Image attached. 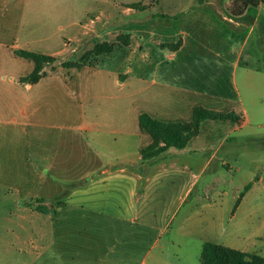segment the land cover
<instances>
[{
	"label": "rangeland",
	"instance_id": "1",
	"mask_svg": "<svg viewBox=\"0 0 264 264\" xmlns=\"http://www.w3.org/2000/svg\"><path fill=\"white\" fill-rule=\"evenodd\" d=\"M121 1L150 3L149 0H0V264H49L47 240L35 237L40 224L33 217L24 215L37 209L42 199L50 202L60 195L65 189L61 191L63 185L78 183L86 153L81 145L82 133H65L67 141L64 144L60 132L53 131L51 126L60 125L67 118L68 123L76 127L89 108L90 116H112L108 96L119 104L120 116L133 118L132 105L136 104L132 96L135 90H139L135 99L138 105L142 104L145 93L140 90L148 84L147 79L152 76L157 64L160 71H166L162 77L164 82L196 89L201 96V100H197L201 108L214 112L234 111L242 108V101L251 117L249 125L231 134L228 143L234 146L230 152L226 145L220 151L218 160H210L211 151H202L194 157V160H198L194 172L197 184L190 202H185L179 217L185 211H194L193 203L199 194L206 199L204 204L213 203V193L216 192L208 188L213 182H221L218 191L227 192L231 198L236 195L237 189L249 183L252 175L256 179L264 175L260 169L264 165V145L261 143L264 126H258L260 113L264 110V5L251 15L256 25L250 32L251 22L247 19H242L244 26L238 28L223 19L232 17L235 12L232 7L238 0H221L223 4L232 1L231 6L225 10L219 2L217 12L209 3L211 0H155L151 3L159 11L174 13L193 6L198 7L197 13L201 11L207 16L204 19L210 17L209 21L200 24V38L197 41L189 40L177 61L168 59L170 51L160 50L156 43H177L182 38L181 31L189 28L182 19H156L144 28L146 33L142 34L144 47L148 49L151 59L133 62L129 53L125 56L117 51L113 58L101 62L102 76L106 80L108 73L104 70H116L123 75V85L116 89L106 85L104 91L97 92L101 75L94 72L78 77L76 73L59 70L48 78L43 76L44 81L41 80L40 86L30 84L31 89L20 82L22 77L33 72L35 63L17 57L14 53L16 50L47 55L59 43L62 45L70 41L71 47L65 50L66 54L63 53L61 59L97 65L100 61L90 51L84 53L87 49L82 47L85 27L101 12L103 14L97 19V26L112 24L117 17V3ZM120 17L123 21L132 18L125 12ZM130 26V22L123 23L121 31L126 34ZM98 41L96 38L93 40L94 43ZM74 48L76 51L70 53ZM53 66H57L56 61L44 69ZM131 67L134 72L129 73ZM44 69L45 75L47 72ZM178 71L183 75H176ZM248 72L254 73L250 75ZM63 81L68 82L67 86L63 85ZM82 82L93 85L88 99L80 96ZM140 109L145 112L144 108ZM23 110L27 113L25 116L22 115ZM141 110L138 109L137 115ZM235 114L240 118L238 110ZM186 119L190 120L191 117ZM232 124L228 121L204 122L200 136L190 146L204 149L216 145ZM41 135L45 139L39 141V146L45 150L50 148L53 140L54 143L58 142L57 145L55 143L59 155L58 167L66 159L71 172L65 174L57 169V172L41 174L40 159L36 157L34 148L36 138ZM183 162L188 161L183 158ZM189 162L194 163L192 158ZM223 162L229 168L223 166ZM256 167L259 169L253 172ZM236 168L240 172H236ZM40 175H44V179H40ZM189 178L188 174L184 175V180L188 181ZM176 222L174 220L172 223L174 229ZM247 249H250L248 253L264 257V249ZM182 252L185 254V264H201L200 247L195 241H190ZM175 255L174 250L170 252L169 261L172 264L177 263Z\"/></svg>",
	"mask_w": 264,
	"mask_h": 264
},
{
	"label": "crops",
	"instance_id": "2",
	"mask_svg": "<svg viewBox=\"0 0 264 264\" xmlns=\"http://www.w3.org/2000/svg\"><path fill=\"white\" fill-rule=\"evenodd\" d=\"M149 1L150 3L118 2L117 13H115L117 17L112 24L97 26V19L99 20L103 14L101 12L97 19L91 20L90 24L86 25L82 39V47L87 49L84 53L92 51L95 45L101 43L115 46L112 53L96 57L100 61L97 65L87 64L69 68L60 65L64 62H73L60 57L71 47L72 43L67 41L62 45L59 43L57 47H53V51L46 53V56L56 59L58 67L45 68L44 71L47 73L44 78H48L59 70L69 74L76 73L78 77L94 72L101 75L96 88L97 92L104 91L106 85L112 89L122 86L123 75L119 71L104 70L108 73L107 80L102 76L101 62L113 58L117 51L125 56L129 53L133 62L151 59L148 49L144 47L142 34L146 33L144 28L156 19H182L189 28L181 31L182 38L177 43L170 44L164 41L156 43L160 50L170 51L168 59L177 61L189 40L197 41L200 38V24L202 21H209L210 17L207 20L204 19L203 17L207 16L201 11L197 13L198 7L193 6L174 13L159 11L152 4L155 0ZM219 2L223 4L221 0L209 2L213 4L216 12ZM231 2L221 6L227 10ZM133 4H142L144 9L131 8ZM122 12L132 18L123 21L124 19L120 17ZM223 19L235 28L244 26L241 20L231 18L227 20L225 17ZM243 19L251 22V32L256 21L246 14ZM127 22H130L131 28L124 34L121 31L122 24ZM151 35L154 33L151 32ZM121 36L129 37L128 44L119 41ZM95 38L99 41L94 43ZM61 46L62 49H59ZM74 51H76L75 48L70 53ZM191 56L195 58L194 55ZM132 71L131 67L129 73ZM176 73L178 76L183 75L181 71ZM248 73L252 75L254 72ZM165 74L166 71H160V65L157 64L152 71V76L147 79L148 84L140 90L145 93L141 105H138L135 99L139 90H135L132 101L136 105L131 104L133 118L120 116L119 104H116L113 97L108 96L111 103L109 107L112 106V116H90L89 108L87 113H83L81 122L76 127L71 125L73 123L69 124L67 118L64 123L51 126L53 131L60 132V138L64 144L67 141L64 137L65 133L72 131L82 133L81 145L86 153H84V163L78 183L70 184L71 186L63 185L61 191L65 189L62 193L53 197L50 202L42 199L40 205L46 208V213L35 209L24 215L33 217L40 224L35 237L47 240L50 251L49 264H172L169 258L173 250L176 254V264H185V254L182 251L192 240L200 247V254L206 243L246 253L250 250L247 248L264 249V175L257 179L255 175H252L249 183L243 185L242 189H237L236 195L231 198L227 192L218 191L221 182H213L208 186L211 192H216L213 193V203L204 204L206 199L199 194L193 203L194 211H185L179 217L185 202H190L197 184V176L194 172L198 160H194V157L202 151H211L213 153L210 160H218L220 151L226 145L228 151L232 150L233 143H228L231 134L251 123L248 107L242 101L241 109L232 110L234 114L238 110L241 113L240 118L236 122L227 120L234 125L229 127L228 133L217 141L216 145H210L204 149L190 146L192 141L198 139L200 136L198 134L182 150L171 148L155 159L142 160L140 151L150 146L153 139L139 126L141 114L147 113L161 122L187 124L193 121L194 109L200 107L197 100H201V96L196 89L166 83L162 79ZM42 79L35 85H42L41 82L44 81ZM67 83L63 81V85L67 86ZM26 86L29 89L32 88L30 84ZM92 89L93 85L82 82L81 98L88 99ZM259 103L262 101L259 100ZM141 107L145 112L140 109ZM138 109L141 110L139 115H137ZM263 112L264 110L260 113L259 128L264 126ZM26 114L23 110L22 115ZM187 117L191 119H186ZM36 139L34 148L36 157L40 159L41 174L57 171L65 174L71 172L66 159L62 162V166L58 167L57 156L59 155L55 147V143L57 145L58 142L54 143L53 140L50 142V148L45 150L39 146V141L45 138L41 135ZM261 143L263 146L264 139ZM183 158L188 162L184 163ZM190 158L194 163L189 162ZM222 164L225 167L228 166L226 162ZM257 169L259 168L256 167L253 172ZM260 169L264 173V165H261ZM235 171L240 172V169L236 168ZM186 174L190 176L188 181L184 180ZM40 179H44V175H40ZM249 184L252 185L250 190L240 198ZM174 220L177 221L175 229L172 226Z\"/></svg>",
	"mask_w": 264,
	"mask_h": 264
},
{
	"label": "trees",
	"instance_id": "3",
	"mask_svg": "<svg viewBox=\"0 0 264 264\" xmlns=\"http://www.w3.org/2000/svg\"><path fill=\"white\" fill-rule=\"evenodd\" d=\"M264 5V0H238L233 5L232 9L235 10L232 13L231 19L242 20L246 14L248 16L257 13L258 8ZM134 9H144L142 4H133L130 6ZM119 41L128 44L129 37L121 36ZM114 45L109 43H101L95 45L94 49L90 51V54L95 58L103 54L112 53ZM15 55L20 58L32 60L35 63L33 72L20 79L21 83L25 84H37L44 76L43 69L56 61L51 56L44 54H37L24 50H16ZM84 64L79 62H67L62 66L69 67H81ZM238 116L233 112H214L201 107H197L193 112V121L191 123H166L158 121L152 118L149 114L143 113L139 116V126L142 131L148 133L153 142L150 146L140 151V155L143 161H150L155 159L171 148L182 150L188 142L199 134L200 126L205 121H238ZM251 184L247 185L240 198H242L247 191L250 190ZM37 210L42 213H46V208L38 205ZM202 264H264V257L233 250L221 245L206 243L203 246L201 254Z\"/></svg>",
	"mask_w": 264,
	"mask_h": 264
}]
</instances>
